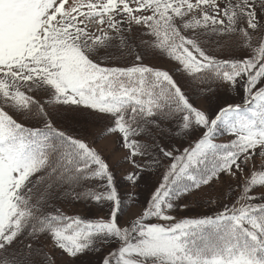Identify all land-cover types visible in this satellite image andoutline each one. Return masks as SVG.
Wrapping results in <instances>:
<instances>
[{"label":"snow or ice","instance_id":"6c2138e0","mask_svg":"<svg viewBox=\"0 0 264 264\" xmlns=\"http://www.w3.org/2000/svg\"><path fill=\"white\" fill-rule=\"evenodd\" d=\"M0 264H264V0H0Z\"/></svg>","mask_w":264,"mask_h":264},{"label":"rangeland","instance_id":"374dc122","mask_svg":"<svg viewBox=\"0 0 264 264\" xmlns=\"http://www.w3.org/2000/svg\"><path fill=\"white\" fill-rule=\"evenodd\" d=\"M71 2V0H69ZM89 27H94L93 24H89ZM170 66V65H169ZM198 104L202 105V101H198ZM89 142H92L95 139V147L100 149L105 155L110 156V162L112 160H115L117 158L123 157L124 152L123 151H113V144L112 141L114 140V136L111 134H108L104 132V126L102 123H94L87 126V134L84 137ZM228 139L226 135L221 133L217 139V142H225ZM187 142H185L186 144ZM130 166L127 163H123L119 166L118 172H125L129 170ZM228 184H218L214 189H208L207 191L212 194L219 193L221 191H227ZM232 187H235V185H232ZM259 192H254L253 195H258ZM147 196V193H143L140 196V200L143 201V199ZM58 206L61 208V210L65 211L66 214H73L75 212H83L82 206L78 204H72V203H66L63 200L56 202ZM142 203H132L131 207L126 206V214L124 215L121 222L128 220L132 217H134L136 214L140 213L142 211ZM191 207L193 209L192 212L185 213V212H178L174 213V215H177L178 218L182 216H195L199 215L201 213H205L208 211V205L204 203L203 199L193 202L191 204ZM102 214V213H101ZM50 247V246H49Z\"/></svg>","mask_w":264,"mask_h":264}]
</instances>
